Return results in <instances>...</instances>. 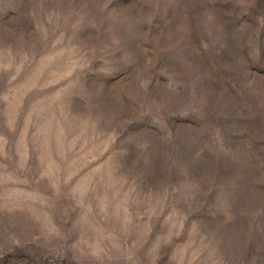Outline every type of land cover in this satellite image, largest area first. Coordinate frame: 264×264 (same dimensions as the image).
I'll list each match as a JSON object with an SVG mask.
<instances>
[{"label": "rangeland", "instance_id": "1", "mask_svg": "<svg viewBox=\"0 0 264 264\" xmlns=\"http://www.w3.org/2000/svg\"><path fill=\"white\" fill-rule=\"evenodd\" d=\"M0 264H264V0H0Z\"/></svg>", "mask_w": 264, "mask_h": 264}]
</instances>
